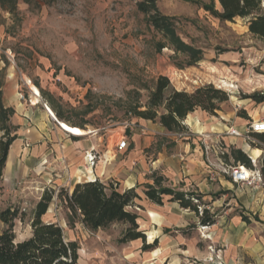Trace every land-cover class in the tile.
<instances>
[{
  "label": "rangeland",
  "instance_id": "obj_1",
  "mask_svg": "<svg viewBox=\"0 0 264 264\" xmlns=\"http://www.w3.org/2000/svg\"><path fill=\"white\" fill-rule=\"evenodd\" d=\"M141 1L17 0L13 4L6 0L0 5V84L7 85L2 91L5 106L15 111L10 125L53 124L45 109L48 105L56 116L57 110L62 112L71 125L94 130L93 135L103 137L104 146L109 142L111 149L123 135H129L126 125L140 119L133 108H146L159 75L168 76L177 90L191 92L208 84L222 88L234 96L230 107L244 104L255 119L264 118V102L245 97L264 94V57L260 63L255 58L261 40L243 33L242 22L221 21L202 7L214 2L221 9L219 0H156L157 11L172 17L177 36L201 56L193 65L187 53L177 50L151 25L153 9L144 13L139 9ZM245 46L251 47L252 59L250 54L247 58L239 55ZM28 80L40 90L37 106L32 105ZM186 126L188 130L182 133L191 135ZM28 143L29 151H22L13 165L8 162L10 169H5L0 189V210L11 207L27 213L24 222L15 221L16 239L29 237L32 210L44 191L51 189L54 198L44 221L59 223L67 239L78 242V264H141L129 259L126 246L118 242L126 223L97 231L79 222L69 224V211L59 192H72L77 177L70 175L61 160L49 158L52 143L39 157L32 154L39 143ZM137 203L129 210L144 218L145 208ZM252 216L257 218V214Z\"/></svg>",
  "mask_w": 264,
  "mask_h": 264
},
{
  "label": "crops",
  "instance_id": "obj_2",
  "mask_svg": "<svg viewBox=\"0 0 264 264\" xmlns=\"http://www.w3.org/2000/svg\"><path fill=\"white\" fill-rule=\"evenodd\" d=\"M236 21L243 23V33L252 34L246 19L238 17L233 22ZM242 49L243 53L239 55L247 58L250 54L252 59L251 47L245 46ZM263 49L264 44L261 41L260 50L255 49L259 53L255 56L259 63L263 61ZM182 72L187 74L184 69ZM6 89V84H0L4 106L2 91ZM233 99L234 96H230L229 101L221 104L217 115H210L202 110L189 114L184 123L191 128L192 136L180 137L177 133L168 132L159 122L140 118L126 136L127 145L124 149H118V143L109 149V142L104 146L101 136L85 138L86 136L75 135L60 126V119L56 115L55 119L46 111L54 120L53 124L43 121L28 128L15 126L14 134L17 138L10 147L5 169H10V160L13 165L22 151H29L28 141L39 143L32 152L36 157L45 153L50 142L53 154L51 157L49 154V158L59 159L65 166L68 165L70 175L77 177V183L99 179L104 183L115 181L121 192L135 189L141 197L137 201L145 208L144 218L136 212L139 215L140 230L146 234L147 244L155 241L157 244L148 250L142 249L144 243L141 239L123 244L128 256H131L129 259L134 262L264 264V184L251 187L233 183L228 176L213 170L207 164L203 151V140H221L229 152L232 148H238L247 151L249 154L245 153L249 157L261 160L262 149H258L259 156H253L251 151L258 147L251 146L242 138L226 135V130L231 126L245 130L249 122L258 120L255 119L253 111L243 106L244 104L230 107ZM240 109L245 110L248 117L239 115ZM24 140L28 141L25 143ZM92 155L97 157L94 166L88 164ZM227 160L234 162L232 158ZM88 167L92 169L93 180L89 178ZM154 174L163 177L164 186L201 194L204 204L200 208L209 209L215 222L210 226L200 225L198 214L181 207L178 202L170 201V195L164 196L163 205L151 202L146 197L145 190L147 185L154 184ZM137 201L135 206H139ZM149 211L155 213L154 218L149 216ZM253 214H257V218ZM46 215L47 213L43 220ZM244 216L248 220H244ZM201 233H208L209 236ZM208 258H211V263Z\"/></svg>",
  "mask_w": 264,
  "mask_h": 264
},
{
  "label": "trees",
  "instance_id": "obj_3",
  "mask_svg": "<svg viewBox=\"0 0 264 264\" xmlns=\"http://www.w3.org/2000/svg\"><path fill=\"white\" fill-rule=\"evenodd\" d=\"M263 1L219 0L221 9H217L214 2L203 4L202 7L221 21L233 22L238 17L246 19L249 31L264 44ZM16 2L17 0H13V4ZM5 4L6 0H0L1 6ZM139 9L146 14L151 13L153 9V13L149 15L151 25L167 36L177 50L189 55L191 58L189 65L201 59L194 48L177 36L171 24L172 17L164 16L157 11L156 0H142ZM245 97L257 103L264 102V94L254 93ZM229 98L227 91L215 88L212 84L197 86L191 92L177 90L168 76L159 75L149 95L146 108L141 110V106L136 105L133 109L134 114L139 118L159 122L168 132L182 133L188 130L184 121L189 114L202 110L210 115H217V111L221 109L220 104L228 101ZM14 113L12 107L3 105L0 92V130H3V134L0 135V189L9 150L17 138L16 134H12L14 126L10 125V118ZM56 114L60 120L70 123V120L59 110ZM239 115L248 117L245 110H241ZM255 137L261 144L253 147L263 150L261 177L264 183V133H255ZM225 157L232 158L235 163L246 167H253V160L241 149L232 148ZM154 180V184L147 185L145 190V195L151 202L163 205L164 196L170 195V201L178 202L181 207L195 211L200 218V225L210 226L215 222L214 215L209 209L200 208L204 204L201 194L182 192L164 186L163 177L156 174ZM59 196L64 198L69 211V224L79 222L88 230L97 231L106 229L114 223L123 222L128 226L118 239L120 244L141 239L144 243L143 250L151 249L157 244L156 241L147 244L146 234L140 230L139 215L129 210V207H134L136 201L141 198L135 189L121 192L112 182L104 183L96 179L76 183L72 192L62 189ZM53 198L54 190L44 191L28 219L31 236L20 241L16 239L15 221L19 219L24 222L27 213L11 207L0 210V264H77L78 242L67 239L59 223L43 220ZM243 218L248 220L246 216Z\"/></svg>",
  "mask_w": 264,
  "mask_h": 264
},
{
  "label": "built area",
  "instance_id": "obj_4",
  "mask_svg": "<svg viewBox=\"0 0 264 264\" xmlns=\"http://www.w3.org/2000/svg\"><path fill=\"white\" fill-rule=\"evenodd\" d=\"M264 3V2H263ZM134 124H127L126 127L132 128ZM255 133H264V119L252 120L249 122L245 130H240L234 126L226 130L227 136L242 138L247 141L251 146L261 144L255 137ZM180 137L184 136L183 133H177ZM127 145L126 135H123L122 140L118 143V149H124ZM203 151L207 164L215 171L228 176L233 183L241 186H257L264 184L261 177V160L257 161L254 158L253 167H246L240 163H234L227 160L225 157L229 154L228 147L221 140L208 142L203 140ZM96 156L92 155L88 160L90 165L94 166Z\"/></svg>",
  "mask_w": 264,
  "mask_h": 264
},
{
  "label": "bare ground",
  "instance_id": "obj_5",
  "mask_svg": "<svg viewBox=\"0 0 264 264\" xmlns=\"http://www.w3.org/2000/svg\"><path fill=\"white\" fill-rule=\"evenodd\" d=\"M28 83H29V86H30V89H31V92H32L31 102H32V104L37 105V104H39L41 102L40 101V97H41L40 90L30 80H28ZM45 109H46V111L49 113V115L51 117L56 119V116H55L53 110L48 105H46ZM60 126L63 129H65V130H67V131H69V132H71V133H73L75 135H78V136H89V135H93L95 133L94 130H92V129H89V130L82 129L80 127L73 126V125H71V124H69V123H67L65 121H61V120H60ZM251 153L253 154V156H259V154H260L259 150L258 151L257 150H252ZM86 160H88V158ZM87 171L90 172V175H89L90 180H93V175L91 174L92 169L90 167H88ZM149 216L154 218L155 213L149 211Z\"/></svg>",
  "mask_w": 264,
  "mask_h": 264
}]
</instances>
